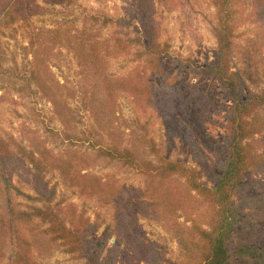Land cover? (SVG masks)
Here are the masks:
<instances>
[{"label": "rangeland", "instance_id": "rangeland-1", "mask_svg": "<svg viewBox=\"0 0 264 264\" xmlns=\"http://www.w3.org/2000/svg\"><path fill=\"white\" fill-rule=\"evenodd\" d=\"M151 1L159 26L158 42L167 44L169 55L183 62L184 68L190 67L180 72L178 65L163 57L171 80L186 95L191 93L189 86L202 91L197 96L200 107H194L195 98L191 100L192 112L174 115L163 111V116L152 108L143 109L145 103L138 106L125 91L114 96L106 91L105 75L132 77L136 67L157 58L146 54L138 41L143 28L137 20L136 0H0V138L19 160L14 169H5L0 158V264H13L15 258L16 243L10 242L2 228L11 206L28 212L49 208L69 230H74L82 215L91 222L99 218L102 226L97 237L107 227L113 231L111 206L81 196L58 170L42 172L53 192L51 199L38 194L28 153L38 158L43 150L70 160L73 172L141 189L146 198L139 194L135 200L141 230L149 242L158 245L165 264H202L208 248L201 230H209L211 204L193 192L189 203L195 211L190 216L171 214L168 207H159L142 193L146 191L145 175L108 156L112 148H118L153 165L161 158L183 161L209 186L227 158L224 138L229 103L220 100L219 82L196 79L191 68L215 61L220 25L215 0ZM227 5L234 13L230 23L235 29L232 71L243 78L247 94L263 93L264 50H259L257 25L251 18L254 0H228ZM116 37L124 41L123 54L103 55L105 61L94 64L97 55H91L89 48L107 41L114 44ZM134 77L139 81V75ZM39 79L45 89L39 86ZM201 93L205 99L200 98ZM247 120L259 132L247 142L253 152L264 156V107ZM244 184L245 189L233 201L244 199L248 229L237 232L232 244L263 246L264 173L247 176ZM48 228L40 218L29 224L20 222L19 236L24 243H19L18 252L27 254L32 264H88L79 252L69 253L68 246ZM116 239V235L110 238L109 247ZM117 264L137 263L122 255Z\"/></svg>", "mask_w": 264, "mask_h": 264}, {"label": "trees", "instance_id": "trees-1", "mask_svg": "<svg viewBox=\"0 0 264 264\" xmlns=\"http://www.w3.org/2000/svg\"><path fill=\"white\" fill-rule=\"evenodd\" d=\"M227 2L228 0L214 1L220 21L216 30L219 46L215 53V61L203 67L191 66L196 79H213L219 82L220 100L229 103L226 108L227 133L224 138L227 158L220 164L212 186L202 181L200 173L196 169L187 167L183 161L161 158L158 165H153L150 162L140 161L136 154L130 151H120L118 148H112L108 156L145 175L146 191L142 193L150 195L149 199L154 200L159 207L163 209L168 207L171 214L181 212L190 216L195 211L189 203L194 197L193 192L204 197L211 204L213 213L208 224L209 230H201L208 248L202 264H264V245L259 246L252 242L239 246L232 244L237 232L248 229L244 221L247 217L244 199L240 203H235L233 198L245 189L244 181L247 176L264 173V156L253 152L251 144L247 142L253 135L259 133L252 129L247 119L257 109L264 107V92L247 94L243 78L238 72L232 71L231 38L234 37L235 29L230 23L233 22L234 13L228 9ZM135 6L138 13L137 20L143 28L142 37L138 41L144 46L146 54L157 58L154 62L146 61L145 65L143 62L136 67L132 77L112 78L105 75L106 91L111 96L119 91H125L135 98L138 106L145 103L143 109L152 108L163 116L165 115L163 111L167 114L172 112L174 115L180 112H192L191 100L195 98L194 107H200L197 96L202 91L196 85L189 86L187 89L191 93L187 90L189 94L186 95V91L180 90L174 84L175 81L171 80L162 60L165 57L175 63L180 72L190 67L184 68L183 62L169 55V46L158 42L160 32L152 14V1L136 0ZM251 18L257 25V45L259 50L263 51L264 0H254ZM114 41V44L107 41L105 44L97 43L96 46L89 48L91 55H97L94 64L105 61L103 55L117 57L123 54L124 41L119 37ZM134 75H139V81ZM37 81L39 86L45 89L44 82L40 79ZM194 89L196 91L192 93ZM201 94L200 98L205 99V95ZM28 156L36 171L33 187L43 199L50 200L53 192L48 190L42 172L47 168L58 170L66 182L79 189L81 196L95 197L104 206H111L113 231L107 227L102 235L97 237L96 234L102 226L99 218L91 222L90 218L82 215L74 230H69L49 208L46 210L32 208L31 212H28L16 210L11 206L2 228L5 229V236L11 240L10 242L14 243V240L16 243L13 264H32L27 254L20 250L18 252L19 243L20 245L24 243V239L19 236L18 224L20 222L29 224L34 218H40L48 223L50 233L68 246V252H79L81 258L86 259L88 264H117L122 255L131 263L165 264L158 245L149 242L141 230L140 216L135 204V200L139 197L146 198L141 194V189L126 188L111 178L104 179L89 173L73 172L70 160L58 158L48 150L40 151L38 158L33 152L28 153ZM0 158L5 169H14L19 163L16 154L7 150L1 138ZM178 189H181L180 193ZM113 235H116L117 239L109 247V240ZM122 245H125V248H122Z\"/></svg>", "mask_w": 264, "mask_h": 264}, {"label": "crops", "instance_id": "crops-1", "mask_svg": "<svg viewBox=\"0 0 264 264\" xmlns=\"http://www.w3.org/2000/svg\"><path fill=\"white\" fill-rule=\"evenodd\" d=\"M84 263V262H83Z\"/></svg>", "mask_w": 264, "mask_h": 264}]
</instances>
